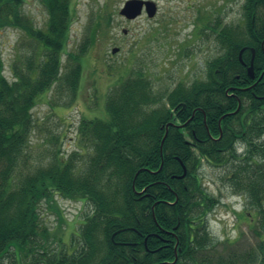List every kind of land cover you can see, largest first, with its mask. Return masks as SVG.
Returning <instances> with one entry per match:
<instances>
[{
	"label": "trees",
	"instance_id": "16d2710c",
	"mask_svg": "<svg viewBox=\"0 0 264 264\" xmlns=\"http://www.w3.org/2000/svg\"><path fill=\"white\" fill-rule=\"evenodd\" d=\"M27 1L0 0V30L19 29L35 43L25 62L12 64L11 80L0 52V264H264V0H246L244 25H206L220 54L207 62L205 79L156 91L135 72L108 96L109 120H82L77 151L65 158L59 149L35 170L33 109L57 84L76 97L98 28L67 52L73 0H41L46 29L26 16ZM252 49L255 80L247 71ZM89 152L83 168L79 158ZM205 164L225 168L233 192L245 197L257 251L210 232L219 202L204 186ZM56 196L91 208L72 254L50 249L40 214Z\"/></svg>",
	"mask_w": 264,
	"mask_h": 264
},
{
	"label": "rangeland",
	"instance_id": "374dc122",
	"mask_svg": "<svg viewBox=\"0 0 264 264\" xmlns=\"http://www.w3.org/2000/svg\"><path fill=\"white\" fill-rule=\"evenodd\" d=\"M127 1H72L73 21L67 52H77L84 40L93 36V29H98L81 61L83 73L76 97L65 88L58 89L61 86L57 84L39 98L33 109L35 129L28 151L31 170L51 164L59 149L65 158L77 151L82 120H109L107 98L123 79L143 72L156 91L205 79L207 62L220 54L215 35L204 31L206 25L218 20L244 25L246 0H151L159 6L158 15L150 19L143 13L133 21L119 14ZM23 11L36 28L46 29L48 12L41 0H28ZM123 30L128 34L124 35ZM34 47L33 40L21 30H0V52L7 78L12 79V64L17 59L25 62ZM114 48L119 49L116 54H112ZM243 149L239 146V153ZM82 154L79 164L84 168L91 153ZM225 172V168L208 164L201 170L205 188L219 202L209 216V230L221 243L229 239L243 250L257 251L259 240L253 232L256 220L246 207L245 197L233 192ZM55 201L50 205L43 203L40 209L50 231V249L72 254L91 208L82 200L56 196Z\"/></svg>",
	"mask_w": 264,
	"mask_h": 264
},
{
	"label": "water",
	"instance_id": "95a60500",
	"mask_svg": "<svg viewBox=\"0 0 264 264\" xmlns=\"http://www.w3.org/2000/svg\"><path fill=\"white\" fill-rule=\"evenodd\" d=\"M146 12L147 16L152 19L155 18V16L158 13V6L154 1L149 0H129L127 1L123 8L120 11V15L125 17L127 20H135L142 16L143 12ZM119 51L118 48H114L112 53L116 54ZM245 51V48L242 49L239 53V59L242 61V55ZM253 52V58L251 61L250 66L248 67V75L251 79H255V69H254V57H255V51ZM264 73L260 76L258 81H261L263 79ZM187 174L186 168H185V177Z\"/></svg>",
	"mask_w": 264,
	"mask_h": 264
},
{
	"label": "flooded vegetation",
	"instance_id": "af4514ba",
	"mask_svg": "<svg viewBox=\"0 0 264 264\" xmlns=\"http://www.w3.org/2000/svg\"><path fill=\"white\" fill-rule=\"evenodd\" d=\"M123 33L124 35H127L128 34V31L127 30H123ZM246 65V64H245ZM261 76V75H260Z\"/></svg>",
	"mask_w": 264,
	"mask_h": 264
}]
</instances>
